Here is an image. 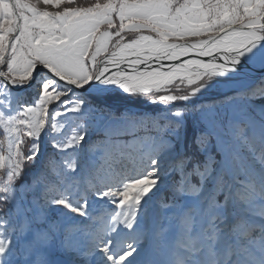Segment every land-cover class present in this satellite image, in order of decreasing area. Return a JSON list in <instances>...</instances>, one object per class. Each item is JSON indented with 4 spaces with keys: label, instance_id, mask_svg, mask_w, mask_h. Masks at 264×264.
<instances>
[{
    "label": "rangeland",
    "instance_id": "1",
    "mask_svg": "<svg viewBox=\"0 0 264 264\" xmlns=\"http://www.w3.org/2000/svg\"><path fill=\"white\" fill-rule=\"evenodd\" d=\"M71 1L0 0V75L21 86L48 68L85 83L140 35L190 42L260 19L264 37V0L57 10ZM249 77L50 107L68 93L53 80L21 95L6 88L0 264H264V75ZM186 134L200 162L186 156Z\"/></svg>",
    "mask_w": 264,
    "mask_h": 264
},
{
    "label": "bare ground",
    "instance_id": "2",
    "mask_svg": "<svg viewBox=\"0 0 264 264\" xmlns=\"http://www.w3.org/2000/svg\"><path fill=\"white\" fill-rule=\"evenodd\" d=\"M262 30L263 23L260 19H257L255 21L249 22L242 27L228 26L221 29L216 34L211 35L217 36V38L209 43H206L204 47L200 46L202 43L197 42L198 40L190 41L192 43H196L194 45V49L191 50L196 55H211L221 52H230L234 56V58H232L234 62L246 63L245 66L249 67H245L246 71L242 70L240 72H235L230 69L213 67L212 65L204 64L201 65V68L198 69H178L160 74L148 73L144 76L135 78L123 77L119 78L115 84L106 86V89H96L92 92L95 95H107L115 92H119L122 94H148L151 92H161L163 90H166L179 81H184L187 84H192L205 77L215 75L226 76L232 79L238 78V76H250V79H256L257 76L264 75V37L260 33ZM147 36L140 35L136 39L119 44L111 54L106 56L107 58H105V63L111 62L112 64H114L118 61H132V59L140 57L141 55L150 54L152 51H164V49L167 47L165 46V41H161L159 39L155 41ZM51 72L54 73L53 70H51ZM58 76L67 79L64 76ZM42 79L44 81H54V79L50 75H46L42 77ZM86 83L87 82L80 84L86 85ZM6 88L8 87L5 85V83L2 82V84H0L1 100H7L8 98L6 97L8 96V93H6ZM19 95H21V93ZM56 261L55 264H60L59 261Z\"/></svg>",
    "mask_w": 264,
    "mask_h": 264
},
{
    "label": "water",
    "instance_id": "3",
    "mask_svg": "<svg viewBox=\"0 0 264 264\" xmlns=\"http://www.w3.org/2000/svg\"><path fill=\"white\" fill-rule=\"evenodd\" d=\"M11 1V0H10ZM15 16L17 18V24L20 22L19 15L16 12V9L11 3ZM232 27V26H231ZM147 36V35H146ZM155 41L157 38L152 36H147ZM13 37L9 40V44ZM217 36H208L203 38V40H198L197 42H201V47H204L206 43L211 42L216 39ZM165 46H167L164 51H152L150 54L141 55L140 57H136L132 59V61H118L112 64L111 62L105 63L106 56L103 57L97 66L96 74L87 81L86 85L76 83L73 81H69L64 79L53 72L48 68H40L37 69L30 79V81L24 85L16 86L5 76L0 75V81L5 83V85L12 91L20 94L23 91L30 88H38L42 86L44 80L42 77L46 75H50L56 83L65 86L68 88V93L62 95L56 102H53L49 105L53 106L60 102V100L65 99L67 97L73 96H82V95H95L92 91L96 89H106V86L111 84H115L119 78H135L144 76L148 73H167L170 71L178 70V69H191V68H201V65L209 64L213 67H220L225 69H230L235 72L244 71L248 66H245V62H234L232 58L234 56L232 53L221 52L217 54H200L196 55L191 50L194 49V45L196 43L192 42H179L166 41ZM164 46V45H163ZM9 50V45H8ZM183 50V51H182ZM8 52V51H7ZM112 53V52H111ZM110 53V54H111ZM109 55V54H108ZM111 63V64H110ZM246 71V70H245ZM106 95V94H104ZM46 140V137H44ZM33 176H35V172H33ZM46 215V214H45ZM46 221H48V217L46 216ZM48 227L52 229V227L48 224ZM60 264H68L66 259H60ZM55 264V262L53 263Z\"/></svg>",
    "mask_w": 264,
    "mask_h": 264
},
{
    "label": "trees",
    "instance_id": "4",
    "mask_svg": "<svg viewBox=\"0 0 264 264\" xmlns=\"http://www.w3.org/2000/svg\"><path fill=\"white\" fill-rule=\"evenodd\" d=\"M95 2L96 1H94V0H91V1L90 0H72L71 2H69V3H67V4L59 7L57 10L61 11L63 9H75V8L89 7V6L94 5ZM89 97L92 98V99L94 98V96H89ZM129 105H133L134 107H141V105L138 104V103H129ZM189 140H191V141H189ZM185 141H186L185 142L186 144L187 143L190 144V145L187 144V146H189V148H192L193 149L192 154L189 153V154H186V156H191L193 158V161L194 162L195 161L200 162L201 159H198L197 158V154L198 153L195 152L196 146H195L193 140L191 139V135L190 134H186ZM187 141H189V142H187ZM31 169H33V167H31Z\"/></svg>",
    "mask_w": 264,
    "mask_h": 264
}]
</instances>
